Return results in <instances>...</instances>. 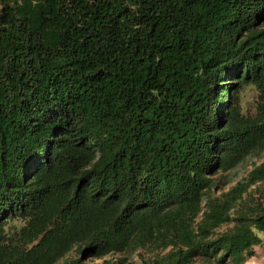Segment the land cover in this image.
Here are the masks:
<instances>
[{"label":"trees","instance_id":"trees-1","mask_svg":"<svg viewBox=\"0 0 264 264\" xmlns=\"http://www.w3.org/2000/svg\"><path fill=\"white\" fill-rule=\"evenodd\" d=\"M263 242L264 0H0V264Z\"/></svg>","mask_w":264,"mask_h":264},{"label":"rangeland","instance_id":"rangeland-1","mask_svg":"<svg viewBox=\"0 0 264 264\" xmlns=\"http://www.w3.org/2000/svg\"><path fill=\"white\" fill-rule=\"evenodd\" d=\"M253 97L254 94L251 93L250 91H247L246 97L241 102L243 109L250 108V104L252 103ZM253 162H255L254 159L248 158L234 171L229 173L228 177L230 178L231 184L245 177L248 171L251 169V165ZM254 250H255V256L250 260H248L246 264H264V242L260 247H256ZM106 259H109V257H107Z\"/></svg>","mask_w":264,"mask_h":264}]
</instances>
